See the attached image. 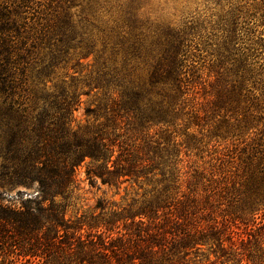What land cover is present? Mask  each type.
<instances>
[{
  "label": "trees",
  "instance_id": "1",
  "mask_svg": "<svg viewBox=\"0 0 264 264\" xmlns=\"http://www.w3.org/2000/svg\"><path fill=\"white\" fill-rule=\"evenodd\" d=\"M95 1L0 0V188L36 193L17 206L0 194V264H191L204 249L210 264H264V227L241 239L231 223L244 218L233 201L221 209L213 173L206 198V186L174 175L168 149L143 133L172 122L188 33L142 18L141 0H118V18L98 25ZM89 58L88 78L76 79ZM84 86L104 92L109 118L74 127ZM87 159L91 188L151 190L125 205L98 199V215L66 219Z\"/></svg>",
  "mask_w": 264,
  "mask_h": 264
},
{
  "label": "rangeland",
  "instance_id": "2",
  "mask_svg": "<svg viewBox=\"0 0 264 264\" xmlns=\"http://www.w3.org/2000/svg\"><path fill=\"white\" fill-rule=\"evenodd\" d=\"M118 4V0H96L93 11L97 24H112L120 15ZM167 4L168 0L164 5L141 0L139 13L142 18L186 30L187 80L171 124L154 123L143 133L153 145L159 142L168 149L174 175L206 186V198L207 180L213 173L222 193L221 209L233 201L231 212L241 215L246 223L234 220L233 230L248 241L247 229L254 234L257 227H264V0H173L178 21L162 14ZM80 10L79 6L72 11ZM87 64H92L91 58L79 68L82 76L74 74L76 79L88 78L91 68ZM65 73L59 70V74ZM67 75H73V70ZM82 91L87 94L81 96L72 125L106 122L104 92L85 86ZM88 109H97V113L87 114ZM89 163L87 159L77 168L78 189L64 207L66 219L98 215L94 208L98 199L125 205L141 200L151 190L147 184H124L118 194L99 183L91 188L86 175ZM0 194L17 206L18 201L33 197L35 190L0 188ZM251 245L256 247L254 242ZM213 261L204 249L203 254L192 257L191 264Z\"/></svg>",
  "mask_w": 264,
  "mask_h": 264
},
{
  "label": "clouds",
  "instance_id": "3",
  "mask_svg": "<svg viewBox=\"0 0 264 264\" xmlns=\"http://www.w3.org/2000/svg\"><path fill=\"white\" fill-rule=\"evenodd\" d=\"M155 2L160 4V5H164L165 0H155ZM162 14L168 16L169 18L173 19L174 21H178L180 18L179 12L176 10V6H174V4H173V0H168V4L164 8Z\"/></svg>",
  "mask_w": 264,
  "mask_h": 264
},
{
  "label": "water",
  "instance_id": "4",
  "mask_svg": "<svg viewBox=\"0 0 264 264\" xmlns=\"http://www.w3.org/2000/svg\"><path fill=\"white\" fill-rule=\"evenodd\" d=\"M35 194H36V193H35ZM35 194H34V195H35ZM34 195H33V196H34ZM28 198H31V196H29Z\"/></svg>",
  "mask_w": 264,
  "mask_h": 264
}]
</instances>
